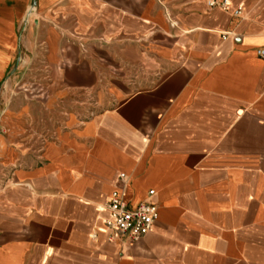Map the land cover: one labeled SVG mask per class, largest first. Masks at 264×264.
I'll return each mask as SVG.
<instances>
[{
  "label": "crops",
  "instance_id": "1",
  "mask_svg": "<svg viewBox=\"0 0 264 264\" xmlns=\"http://www.w3.org/2000/svg\"><path fill=\"white\" fill-rule=\"evenodd\" d=\"M227 1L0 0V264H264V0Z\"/></svg>",
  "mask_w": 264,
  "mask_h": 264
},
{
  "label": "built area",
  "instance_id": "2",
  "mask_svg": "<svg viewBox=\"0 0 264 264\" xmlns=\"http://www.w3.org/2000/svg\"><path fill=\"white\" fill-rule=\"evenodd\" d=\"M208 6L210 9L232 11L235 17H240L243 12V7L233 10L227 0H208ZM258 56L264 59V50L258 51ZM119 178L122 187L112 192L110 199L101 208L108 216L100 230L107 234L110 242L128 241L136 244L154 231L155 223L159 219V207L152 202L155 191H150L144 201L131 209L128 202L130 176L121 173ZM96 236L95 234L93 238Z\"/></svg>",
  "mask_w": 264,
  "mask_h": 264
}]
</instances>
